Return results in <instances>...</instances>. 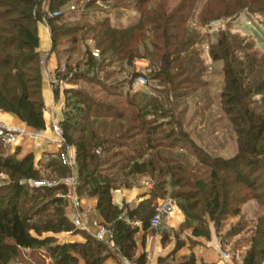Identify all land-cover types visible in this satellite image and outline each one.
<instances>
[{"label":"trees","instance_id":"obj_1","mask_svg":"<svg viewBox=\"0 0 264 264\" xmlns=\"http://www.w3.org/2000/svg\"><path fill=\"white\" fill-rule=\"evenodd\" d=\"M69 1L0 0V109L16 115L36 130L46 128L42 90L45 59L39 51L40 22L46 20L51 28V51L56 53L60 63L55 72L57 79L72 84L95 79L97 69L103 66L100 59L88 53L84 72H80L78 68L73 69L69 63H65L66 70L61 71V40L75 34L77 29L65 26L68 22L66 12L51 17L43 7L47 2L50 11H60ZM209 3L220 5L224 10L205 16V24L222 16L236 18L243 10L264 18V0H210ZM193 6L194 0H184L171 14L163 11L151 15L142 10L139 21L126 27L116 26L109 19H102L92 24L93 29H101L95 35L98 40L97 49L102 54L112 51L119 60L127 59L132 62L136 53L134 44L143 36L145 27L153 25L155 27L150 30L158 32L157 38L162 42V47L156 43L153 46L162 55L158 70L151 78L167 84L168 94L171 91L178 92L172 98L189 94V88L192 89L190 93L195 92L207 66L197 52L189 51L199 38L195 36L182 39L179 33L173 32L186 24L190 14L188 10ZM175 19L177 23L173 21ZM124 33H129L124 40L123 36L122 40L116 38L117 34ZM183 54L187 56L184 58ZM210 54L213 62L224 61L221 75L225 85L219 92V99L237 135L239 151L232 158L209 155L173 119L148 126L147 123H142L138 128L140 127V131L144 130V137L135 143L125 142V134L108 137L103 130L107 122L121 119L123 114L112 113L114 108L110 105L94 104L82 90L64 88L66 101L64 119L60 125L66 145L75 149L80 180L77 192L80 197H98L97 208L103 224L111 232L113 248L135 264H147L148 260L147 252L137 256L135 235L140 227L136 222H142L145 233L151 229L157 200L167 195L168 182L164 177H156L148 199L141 201L133 209L126 203L120 208L113 202V191L123 187L132 188L133 185H122L118 183V176L106 173L105 168L110 160L126 162L123 167L126 169V177L160 174L171 178V187L187 186L189 190L177 193L174 199L179 200L178 205L185 215L181 227L187 222H196V225L190 227L196 237L211 239L207 216L219 229L221 220H225L230 214L238 215L241 205L251 199H255L264 210V71L253 58L248 59L246 65L237 59L236 49L229 43L228 35L223 29ZM246 78L252 83H245ZM52 87L58 98L60 84L52 83ZM152 108L155 109L151 114L160 111L164 118L174 116L172 110H165L157 101ZM94 124H100L99 128ZM168 125L172 128L167 133L160 130ZM159 133L165 139L175 138L170 143V148L174 142L180 141L183 148L190 149L199 162L208 168V173L204 175L206 177H196L189 173L190 177L187 178L184 176L186 171L183 165H171L173 160L160 154L159 149L167 145L157 138ZM75 134L82 136L76 137ZM124 146L128 153L121 151ZM106 153L110 156L103 157ZM17 155V150L12 153L0 140V264L20 262V248L43 249L51 256L52 264H79V257L86 264H103L108 257L113 256L107 241L92 236L69 219L66 213V185L51 188L29 185V179L42 178L41 169H52L51 173L57 171L59 178L71 172V168L62 163L59 153L45 154L38 163L39 168L35 165L32 153L22 159ZM49 157L52 159L45 164L44 160ZM159 163L165 167L160 168ZM43 214L48 217H42ZM259 221L262 225L257 228L252 245L241 264L264 263V213ZM49 232L80 233L86 241L61 243L53 235L44 236ZM169 237L168 233H163L162 242L167 243ZM142 243L145 246V239ZM182 244L178 241L176 249L181 248ZM179 264H196L195 255L190 254Z\"/></svg>","mask_w":264,"mask_h":264},{"label":"rangeland","instance_id":"obj_2","mask_svg":"<svg viewBox=\"0 0 264 264\" xmlns=\"http://www.w3.org/2000/svg\"><path fill=\"white\" fill-rule=\"evenodd\" d=\"M209 1L194 0V6L188 10L190 14L186 24L177 28L176 31L173 30V32L179 33L182 39L195 36L199 38L194 46L189 48V51L197 52L207 65L197 91L190 93L192 89L189 88V94L173 97L174 99L172 96L178 92L171 91V94H168L169 86L167 84L151 78L152 74L158 70V62L160 55H162V52L157 51L153 46L156 43L159 47H162V42L157 38L158 32L154 33L150 30L155 26L145 27L143 36L137 44H134L136 53L131 62L127 59L119 60L117 56L113 55L112 51H107L104 54L100 53L97 49L98 40L95 35L101 29H93L92 24L98 23L102 19H109L113 25L130 26L139 21L142 10L151 15L163 11L171 14L184 0H70L60 10L61 14L66 12L68 16V22L65 26L76 27L77 29L75 34L72 33L61 40L59 58L62 65L69 63L73 69L78 68L80 72H84L88 53L103 62V66L96 71L95 79L90 78L87 81L81 80L71 83L67 88L82 90L85 96L94 104L110 105L114 108L112 113L121 112L123 114L121 119L107 122V126L103 130L108 137L125 134V142L135 143L144 137V130L140 131V127L138 128L142 123L145 122L148 126L149 124L155 125L173 119V121L179 122L183 126L182 128L189 132V135L198 146L209 155L222 158H232L237 155L239 151L237 135L228 116L224 113L219 99V92L225 85L221 75L224 61L213 62L210 50L217 43L219 33L223 29L228 35L229 43L236 49L237 59L246 65L248 64L247 60L253 58L254 62L261 65L260 68L264 71V18L259 15H251L249 11L243 10L236 18L222 16L205 24V16L217 14L218 11L224 10L222 6H214ZM45 7L49 8L47 2L43 8ZM218 20L221 21V26H218L219 28L214 27L213 30L212 25ZM173 21L177 23L176 19ZM128 35L129 33L117 34L116 38L122 40L123 36L124 40ZM95 53H98V55L96 56ZM186 56L187 54H183L184 58ZM137 59H146L148 65L145 68L141 67V70L138 71L135 64ZM142 74L148 79L146 85L135 83L136 78ZM245 83L251 84L252 82L246 78ZM156 101L163 105L165 110H172L174 116L164 118L160 115V111L157 114H151L155 109L152 106ZM93 126L99 128L100 124H94ZM171 128V125H168L160 130L167 133ZM75 136L81 137L82 134H75ZM163 136L162 133H159L157 138L167 146L159 149V151L162 156L173 160L171 165L175 167L179 164L183 165L186 171L184 176L187 178L190 177L189 173H193L196 177H206L204 175L208 173V168L199 162V159L191 153L190 149L183 148L180 141L174 142L172 148H170L169 145L175 141V138L165 139ZM121 148L123 149L121 151L129 152L126 146ZM106 155L110 156L106 153L103 154V157ZM51 159L50 157L46 158L44 160L45 164L49 163L48 161ZM125 163L124 160H110L105 171L113 177L118 176V183L122 185L128 183L136 186L143 184V182H149L151 190L154 186V179L164 177L168 182L165 197L172 198L175 205L179 207V200L174 199V197L177 193L188 191L187 186L171 187V178L160 174H140L126 177V169H123ZM35 165L39 168L36 162ZM159 167L165 166L159 163ZM51 171L52 169H41L40 177L59 182L61 178L58 175L60 174L57 171L53 173ZM193 178L195 177H191V179ZM158 202L157 200V204ZM263 213V207L255 199H251L241 205L238 215L230 214L225 220H221L219 229L207 216L211 229L210 240L205 237L197 240L187 236L186 231L196 225L194 221L187 222L182 227L180 226L177 233L174 229L167 227L166 221H168L169 216L163 219L161 226H152L150 231L160 235L166 232L171 238H177V242H182L183 246L188 244L191 248L199 247L201 249L203 247L208 248V242L212 240V235H214L220 241L223 252L227 251L232 255L233 262H226V264H241L252 245V239L256 235L257 228L262 225L259 219L263 216ZM42 217L46 218L48 216L43 214ZM106 228L108 229V227ZM171 238L165 244L162 242L164 248L169 249L173 240ZM223 252L221 260L225 261Z\"/></svg>","mask_w":264,"mask_h":264},{"label":"crops","instance_id":"obj_3","mask_svg":"<svg viewBox=\"0 0 264 264\" xmlns=\"http://www.w3.org/2000/svg\"><path fill=\"white\" fill-rule=\"evenodd\" d=\"M38 33L40 38L39 51L42 53L45 59L43 68V97L45 103L44 117L46 120V128L37 130L31 126H28L26 122L22 121L16 115L5 112L0 109V122L5 123L15 129H18L20 133L15 143L10 146V151L13 153L18 151V157L24 158L28 154H33L36 164L44 157L45 154L59 153V137L53 130V124L58 123L64 119L65 108V93L64 88L61 87L60 95L55 97L52 87V79L56 75V69L59 67V59L56 53L52 52V33L51 28L46 20L40 22L38 25ZM72 151L75 149L72 147ZM151 185L149 182H143V184L133 186L132 188L123 187L113 191V202L120 208L124 203L133 209L136 208L139 203L150 197ZM80 197V196H79ZM80 217L82 221V227L87 233L97 238V235L101 228L105 226L103 224V218L100 211L97 208L98 197L97 196H83L80 197ZM66 213L69 219L72 221L74 217V209L67 204ZM185 221V215L182 210L175 205L173 212L169 215L167 227L174 229L177 233L180 226ZM136 225L140 227V230L135 235V239L138 245L137 256L143 252H147V264H179L185 260V257L190 254H194L196 258V264H226V262H233L230 260H221L223 249H221L220 241L217 237L212 235V240L208 242V248L202 249L191 248L188 244L182 246V248L175 249L177 245V238H171V244L169 249L164 248L162 243V235L154 234L150 230L145 233L143 230L142 222H136ZM193 229L190 228L186 231L187 236L197 240L203 239V237H196L192 234ZM214 232V231H213ZM53 235L59 239L61 243L65 242H85L86 239L82 234H74L71 232L62 233H45L44 236ZM180 238H182L180 236ZM107 242L110 244L113 256L108 257L103 264H135L130 260L119 255L115 251L114 243L112 241V235L106 234ZM145 239V246L143 240ZM175 252V253H174ZM174 253V254H173ZM171 254V255H170ZM13 264H52L51 256L43 249H24L20 248V262ZM79 264H86L85 260L79 257Z\"/></svg>","mask_w":264,"mask_h":264},{"label":"built area","instance_id":"obj_4","mask_svg":"<svg viewBox=\"0 0 264 264\" xmlns=\"http://www.w3.org/2000/svg\"><path fill=\"white\" fill-rule=\"evenodd\" d=\"M43 10L48 13L49 16L51 17H56L61 14L60 11H50L49 8L45 7ZM218 26H221V21H216L212 25V29L214 30L215 28H219ZM97 56L98 53H95ZM146 59H137L135 60V64L137 66V70L140 71L141 67L145 68L148 63ZM44 63V61H43ZM66 66L61 65V71H65ZM147 77L142 74L138 78H136L135 83L139 85H146L147 84ZM52 83H59L61 87L67 88L68 85L71 83L65 82L63 80L57 79L56 75L52 79ZM53 130L56 132V134L59 137V155L61 158V161L64 165H67L71 168V172L67 174V176L62 177L59 182L54 181V180H49L45 178H37V179H29L28 183L31 187L35 188H44V187H56L60 184H64L68 188V192L65 195L68 205L71 206L72 209H74V217L72 219V222L77 226V227H82V221L80 217V208H81V203H80V197L77 192V188L80 184L79 180V173H78V166H77V161H76V156H75V151H72V147L66 145V138L64 136V131L63 128L61 127L60 124L54 123L53 124ZM40 132V130H37V133ZM20 131L18 129H15L11 126L6 125L5 123L0 122V140L4 143L5 146L10 147L12 146ZM158 204L156 206V212L154 216L151 219V226L153 227H159L162 225L163 219L165 217H168L174 210L175 208V201L172 198L165 197V198H160L158 199ZM110 233V230H108L105 226L101 228L99 231L97 238L100 240H105L106 239V234ZM223 257L226 260L232 259V255L224 251L223 252Z\"/></svg>","mask_w":264,"mask_h":264}]
</instances>
